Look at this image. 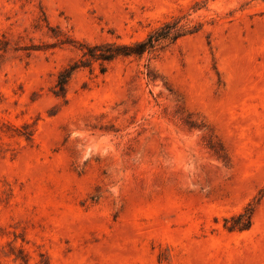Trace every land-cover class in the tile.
Here are the masks:
<instances>
[{"label":"rangeland","instance_id":"1","mask_svg":"<svg viewBox=\"0 0 264 264\" xmlns=\"http://www.w3.org/2000/svg\"><path fill=\"white\" fill-rule=\"evenodd\" d=\"M0 264H264V0H0Z\"/></svg>","mask_w":264,"mask_h":264},{"label":"trees","instance_id":"2","mask_svg":"<svg viewBox=\"0 0 264 264\" xmlns=\"http://www.w3.org/2000/svg\"><path fill=\"white\" fill-rule=\"evenodd\" d=\"M185 24L186 23H181L180 19L172 18L154 28L145 38L131 43L107 41L94 44H80V46L85 49L82 50L81 59H79V62H74L59 71L53 93L55 95H63L66 91L67 82L73 71L78 66H87L91 60L107 62L117 56L142 55L145 52L151 53L157 48H162L174 42L178 37L197 30V28L191 29ZM251 213L252 209L247 208L245 213L239 214L237 218L234 219L235 222L231 226L234 227L238 225L240 228L249 226Z\"/></svg>","mask_w":264,"mask_h":264}]
</instances>
